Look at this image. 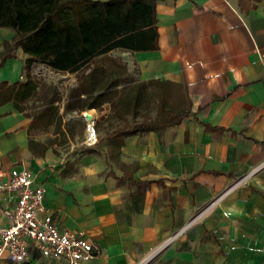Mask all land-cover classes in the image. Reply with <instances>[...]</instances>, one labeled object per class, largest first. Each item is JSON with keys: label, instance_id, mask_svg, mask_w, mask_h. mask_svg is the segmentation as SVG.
<instances>
[{"label": "crops", "instance_id": "1", "mask_svg": "<svg viewBox=\"0 0 264 264\" xmlns=\"http://www.w3.org/2000/svg\"><path fill=\"white\" fill-rule=\"evenodd\" d=\"M154 18L156 48L120 55L138 80L180 84L189 114L159 137L149 131L123 139L118 159L138 165L132 181L108 175H121L107 160L109 143L98 142L110 129L87 146L32 156L29 119L9 102L0 105V181L10 168L31 172L57 228L92 244L81 264H264V167L152 255L264 160V0H156ZM13 35L0 28V42ZM23 58L16 49L0 81L18 80ZM91 110L85 113L95 119ZM11 194L0 190V226L8 224L2 210ZM28 244L19 264H53ZM0 264L15 263L2 255Z\"/></svg>", "mask_w": 264, "mask_h": 264}, {"label": "trees", "instance_id": "2", "mask_svg": "<svg viewBox=\"0 0 264 264\" xmlns=\"http://www.w3.org/2000/svg\"><path fill=\"white\" fill-rule=\"evenodd\" d=\"M155 1L0 0V28L14 33L9 41L0 42V67L16 49L24 55L23 80L0 81V105L9 102L29 119L26 145L32 156H43L72 137L63 115L108 104L104 119L110 130L98 142L109 143L107 160L121 172L117 177L109 169L108 175L131 182L138 165L118 159L123 139L149 131L159 137L189 114L190 103L180 84L138 80L125 60L114 54L156 48ZM33 64L75 72V84L61 105L54 85L31 76ZM48 130L51 136L34 137Z\"/></svg>", "mask_w": 264, "mask_h": 264}, {"label": "built area", "instance_id": "3", "mask_svg": "<svg viewBox=\"0 0 264 264\" xmlns=\"http://www.w3.org/2000/svg\"><path fill=\"white\" fill-rule=\"evenodd\" d=\"M85 126L86 132L90 136L89 139L86 137L85 142L92 144L95 141L93 119L89 125L85 121ZM262 167H264V160L232 181L212 201L199 209L185 225L172 233L152 255L180 234L193 220L200 217L208 207L241 185ZM3 177V180L0 181V190L12 194L10 196L11 204L2 210L3 215L8 219V224L0 226V257L4 255L12 263H21L27 257L29 241L33 243L42 257L53 261V264H81L92 256L93 246L88 240L78 232L59 230L51 215L44 211L41 205L43 187L32 185L33 176L30 171L10 168Z\"/></svg>", "mask_w": 264, "mask_h": 264}, {"label": "rangeland", "instance_id": "4", "mask_svg": "<svg viewBox=\"0 0 264 264\" xmlns=\"http://www.w3.org/2000/svg\"><path fill=\"white\" fill-rule=\"evenodd\" d=\"M120 53L121 52L119 51L114 52V54H119V55ZM30 74L32 77L37 78L46 84L51 83L56 87L57 96L59 97V101H58L59 105H61V103L63 102L68 88L75 84V76H74L75 72H70V71L58 72L41 64H33L30 69ZM23 78H24V73H23V69L21 68L18 75V80ZM88 110H84L82 112L85 113ZM93 110L95 112V117H96L95 119H93V127L95 134L97 133L98 130L101 131L102 130L104 131L105 129L109 130L110 129L109 125H107L106 120L103 119V116L108 111V104H104L99 108ZM80 114L81 112L79 114L69 113L63 115L62 119L64 121L70 122L72 137L68 138L65 142H63L60 145L58 144L54 145L52 148V152L54 154L65 153L72 146L73 147L74 146L80 147V145L83 147L87 146L83 144V142H85L86 137H88L87 136L88 133L86 132L85 121L80 117ZM49 136H51L50 130H48L47 132H39L34 135V137L39 140H43ZM104 170L106 171L107 168L105 167Z\"/></svg>", "mask_w": 264, "mask_h": 264}, {"label": "bare ground", "instance_id": "5", "mask_svg": "<svg viewBox=\"0 0 264 264\" xmlns=\"http://www.w3.org/2000/svg\"><path fill=\"white\" fill-rule=\"evenodd\" d=\"M83 116H84V118H85V121H86V123L89 125V119L91 118V116L89 115V114H87V113H84L83 112ZM92 119V118H91ZM88 135V134H87ZM90 138V137H89Z\"/></svg>", "mask_w": 264, "mask_h": 264}, {"label": "water", "instance_id": "6", "mask_svg": "<svg viewBox=\"0 0 264 264\" xmlns=\"http://www.w3.org/2000/svg\"><path fill=\"white\" fill-rule=\"evenodd\" d=\"M80 116L85 120V118H84V116H83V113H82ZM89 120H90L89 124H91L92 119L90 118Z\"/></svg>", "mask_w": 264, "mask_h": 264}]
</instances>
